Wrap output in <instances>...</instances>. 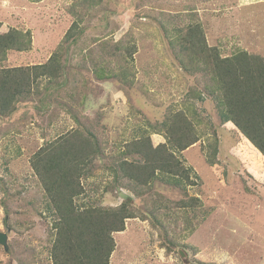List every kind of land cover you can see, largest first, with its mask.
<instances>
[{
    "label": "rangeland",
    "instance_id": "obj_1",
    "mask_svg": "<svg viewBox=\"0 0 264 264\" xmlns=\"http://www.w3.org/2000/svg\"><path fill=\"white\" fill-rule=\"evenodd\" d=\"M170 1L0 0V33L16 29L32 36V48L10 52L2 68L44 64L59 49L62 69L51 89L42 84L15 112L0 117V232L8 234L10 246L8 253L0 245L2 264H53L56 217L31 163L41 147L78 130L96 135L103 151L82 180L85 193L75 204L116 208L133 195L137 209L125 231L113 234L111 264H264V159L256 160L237 133L222 127L210 98L198 101V109L216 135L201 127L206 135L182 154L197 185L187 197L160 182L153 186L168 201L199 198L195 210L162 206L156 217L147 216L158 197L138 198L115 184L110 167L125 145L153 131L148 121L160 123L170 108L183 109L196 85L174 58L157 20L159 12L186 9ZM197 8L210 46L223 56L240 49L264 56V0H212ZM74 22L76 37L63 43ZM104 69L108 74H101ZM115 71L118 78L110 75ZM151 139L154 145L165 142L158 134ZM216 139L213 167L208 157Z\"/></svg>",
    "mask_w": 264,
    "mask_h": 264
},
{
    "label": "trees",
    "instance_id": "obj_2",
    "mask_svg": "<svg viewBox=\"0 0 264 264\" xmlns=\"http://www.w3.org/2000/svg\"><path fill=\"white\" fill-rule=\"evenodd\" d=\"M180 1L183 8L186 7L183 12H159L157 20L181 69L195 77V88L190 91L183 109L170 108L162 122H147L153 129L151 133L163 136L165 142L154 145L151 133L142 131L138 139L121 150L122 158L117 165L110 167L118 188L130 190L138 198L150 193L158 197L152 209L148 208L147 216L154 217L162 206L165 209L174 205L195 210L200 203L196 197L172 202L153 192L154 184L160 182L182 190L187 197L189 187L197 185L198 176L186 164L182 154L206 135L201 127L209 126L216 135L214 124L199 111L198 101L210 98L222 127L237 133L241 137L240 142L250 149L256 160L264 159V56L242 49L231 56H223L217 46H210L198 14V5L212 0L170 2ZM78 30V24L74 22L63 43L71 42ZM124 42H118L116 47ZM113 47L114 44L110 46ZM31 48L29 31L10 29L0 33V117L15 112L20 103L40 91L42 84L45 83L42 86L49 90L62 78L59 49L44 64L2 68L1 64L7 61L10 52ZM107 52L109 55L105 52L104 55L110 62L113 57L109 50ZM136 52L137 47L134 46L129 53L131 63ZM121 55L117 56L118 59ZM131 68L135 69V66ZM105 73L108 74L107 69L101 74ZM119 74L118 71L110 73L115 78ZM87 132L89 134L72 131L41 147L32 158V168L42 182L50 200L49 207L56 217V234L50 249L53 264H111L116 249L113 234L125 231L126 222L138 217L133 195H127L116 208L75 204L74 200L85 193L82 180L89 176L90 167L103 151L96 135ZM218 150L216 139L208 157V163L213 167L218 165ZM162 202L165 205H161Z\"/></svg>",
    "mask_w": 264,
    "mask_h": 264
},
{
    "label": "water",
    "instance_id": "obj_3",
    "mask_svg": "<svg viewBox=\"0 0 264 264\" xmlns=\"http://www.w3.org/2000/svg\"><path fill=\"white\" fill-rule=\"evenodd\" d=\"M0 245H2L6 252H10V246L8 243V234L0 232Z\"/></svg>",
    "mask_w": 264,
    "mask_h": 264
}]
</instances>
